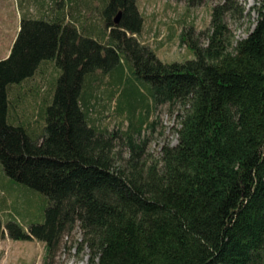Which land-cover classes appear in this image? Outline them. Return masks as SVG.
<instances>
[{
	"label": "trees",
	"instance_id": "trees-1",
	"mask_svg": "<svg viewBox=\"0 0 264 264\" xmlns=\"http://www.w3.org/2000/svg\"><path fill=\"white\" fill-rule=\"evenodd\" d=\"M18 4L19 28L0 59V178L38 190L47 205L26 229L0 217V238L41 241L47 259L77 226L87 264H263L264 0L235 43L225 17L239 7L213 5L206 30L180 34L191 57L167 62L138 39V0ZM49 65L56 75L41 91L38 129L15 116L11 89ZM106 76L127 122L116 130L92 116ZM162 104L181 106L180 127L152 159L141 133Z\"/></svg>",
	"mask_w": 264,
	"mask_h": 264
},
{
	"label": "rangeland",
	"instance_id": "rangeland-1",
	"mask_svg": "<svg viewBox=\"0 0 264 264\" xmlns=\"http://www.w3.org/2000/svg\"><path fill=\"white\" fill-rule=\"evenodd\" d=\"M221 1L205 0L201 5L189 6L186 0H138L139 9L144 16V27L138 39L154 48L158 57L165 62L190 58L191 50L181 42V32L189 30L190 25L193 26L195 35L206 30L210 24L211 7ZM234 1L241 13H229L225 17L233 43L246 37L254 27L257 14L252 8L258 5L260 0ZM15 2L16 0H0V59L8 55V39L16 21ZM31 3L29 2V5ZM33 5L29 7L31 14L35 12ZM19 12L23 13L20 6ZM20 17L21 15L17 19V25ZM199 41L201 45L206 43L204 36ZM40 71L22 83L21 87L11 89V97L19 100L15 107V116L22 121L30 120L38 129L43 123L38 115L43 106L44 93L41 91L51 87L50 82L56 75L51 65L43 68L44 72ZM107 81L106 76L97 88L98 99L92 116L99 118L97 121L99 127L116 130L120 127L124 114L116 112V98L110 95ZM34 88L37 89L33 91ZM181 112L180 105L162 104L152 113L150 118L153 121L152 126L141 133V137L147 141L146 152L152 159L160 158L163 145L176 143ZM126 124L127 122L123 121L122 126L125 127ZM121 151L127 155L125 147L122 146ZM46 205L45 195L38 190L4 174L0 178V217L3 226L10 218L15 219L24 229L31 222L40 223L44 219ZM81 245L80 229L76 226L71 233L64 235L53 253L46 259L43 242L36 239L13 240L5 233L0 238V264H87L88 249L84 248L78 252Z\"/></svg>",
	"mask_w": 264,
	"mask_h": 264
},
{
	"label": "crops",
	"instance_id": "crops-1",
	"mask_svg": "<svg viewBox=\"0 0 264 264\" xmlns=\"http://www.w3.org/2000/svg\"><path fill=\"white\" fill-rule=\"evenodd\" d=\"M15 11H16V14H15V24L17 23V19H19V16L21 15V13L19 12V4H18V0H16L15 2ZM15 24H14V28L12 30V33L10 35V38L8 39V43H9V46H8V49H7V52L9 53V50H10V46L11 44L13 43V40L15 39V36L17 34V31H18V28H19V24L17 25L16 24V27H15ZM152 33V32H151Z\"/></svg>",
	"mask_w": 264,
	"mask_h": 264
},
{
	"label": "water",
	"instance_id": "water-1",
	"mask_svg": "<svg viewBox=\"0 0 264 264\" xmlns=\"http://www.w3.org/2000/svg\"><path fill=\"white\" fill-rule=\"evenodd\" d=\"M120 17V12H118V14L115 16L114 18V22L117 23Z\"/></svg>",
	"mask_w": 264,
	"mask_h": 264
}]
</instances>
